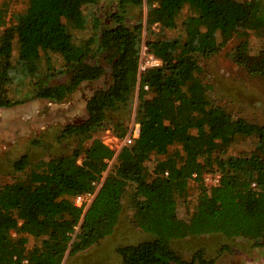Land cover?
Masks as SVG:
<instances>
[{
    "label": "trees",
    "instance_id": "obj_1",
    "mask_svg": "<svg viewBox=\"0 0 264 264\" xmlns=\"http://www.w3.org/2000/svg\"><path fill=\"white\" fill-rule=\"evenodd\" d=\"M16 1L0 3V107L32 98L62 102L82 82L101 79L108 68L110 85L88 100L86 121L64 129V136L92 138L89 146L33 166L28 154L14 162L18 172H30L0 185V264H62L67 253L89 249L115 231L128 188L135 223L151 238L119 246L124 264H213L202 250L187 260L173 248L174 240L191 236L242 237L264 246V125L234 117L216 104L198 61L199 55L213 56L239 39L228 57L264 79V47L257 54L249 50L250 33L264 31V0H115L121 13L110 16L113 24L101 27L98 21L97 33L80 42L71 26L86 27L84 7L100 0H29L26 13H14ZM144 4L153 34L145 47L162 63L140 71L144 25L129 27L123 14L128 6ZM186 7L192 15L182 21L183 33H164L178 26ZM14 40L15 62L7 59V43ZM54 55L61 57L62 68L55 66ZM60 75L66 80L55 82ZM16 83L29 87L31 97L15 101L11 88ZM137 86L140 134L118 151L94 134L110 110L130 105ZM254 134L255 154L227 152L239 138ZM152 154L162 157L149 170L145 162ZM114 158L115 170L106 175L90 207L76 206L73 198L92 190ZM216 172L220 183L206 185L205 176ZM191 186L195 209L183 219L178 204ZM29 236L41 244L28 247Z\"/></svg>",
    "mask_w": 264,
    "mask_h": 264
},
{
    "label": "rangeland",
    "instance_id": "obj_2",
    "mask_svg": "<svg viewBox=\"0 0 264 264\" xmlns=\"http://www.w3.org/2000/svg\"><path fill=\"white\" fill-rule=\"evenodd\" d=\"M28 7L29 0H17L12 5V12L26 13ZM115 12L121 13L119 4L115 0H100L97 4L86 5L84 13L89 17V24L84 28L71 26L76 40L80 42L89 38L94 32L97 33L98 30L94 28V25L98 21L101 27L112 25L110 16ZM123 15L125 23L131 28L138 23L144 25L141 45V59L144 61L147 57L146 54L143 55L145 40L153 35L146 25L147 6L146 4L139 7L128 6ZM191 15V10L188 7L184 8L178 17V26L164 33L171 36L182 34V21ZM152 29L155 34L160 31L157 26H153ZM3 30L4 28L0 26V36ZM238 40L233 39L218 54L209 57L198 56L199 64L203 68L201 78L211 85L210 97L216 104L225 106L234 117H243L257 125H264V79L251 75L245 67L235 63L227 55ZM249 44L250 52L257 54L264 47V31L251 32ZM7 46L9 52L7 59L15 62L18 56L17 42L14 40L7 43ZM53 59L55 66L62 68L61 57L54 55ZM64 80L66 77L60 75L55 82ZM109 80L110 68L101 79L82 82L79 88L62 102L32 98L12 107H0V185L30 172V168L24 173L18 172L14 166V162L25 154H28L33 166L41 159L48 160L49 157L70 155L79 145L89 146L92 138L82 140L79 135L64 136L63 132L68 125L81 124L88 119L89 98L98 89H108ZM138 92L139 86L130 105L108 112L104 126L94 134V137L100 138L119 151L129 130L137 120ZM31 95L30 88L24 83H16L11 88V96L15 101L26 100ZM117 122L121 124L120 128L116 127ZM126 129L127 133L119 137V133ZM255 147L256 135L254 134L247 138H239L229 146L227 152L253 155ZM160 157L162 156L157 154L150 156L145 162L149 170L155 167ZM116 165L115 158L109 161L104 175L114 171ZM132 191V188H128L124 198V209L115 231L83 252L74 256L67 253L62 264H124L117 251L119 246L136 244L151 238L149 233L135 223ZM195 204L196 191L191 186L188 195L180 198L179 217L189 219ZM13 236L18 235L13 232ZM36 244L40 245L41 239L29 236L28 247ZM172 245L178 254L187 260H190L198 250H202L207 259L215 260L213 264H264V246L257 247L253 240L242 237L230 239L220 234H207L174 240Z\"/></svg>",
    "mask_w": 264,
    "mask_h": 264
},
{
    "label": "built area",
    "instance_id": "obj_3",
    "mask_svg": "<svg viewBox=\"0 0 264 264\" xmlns=\"http://www.w3.org/2000/svg\"><path fill=\"white\" fill-rule=\"evenodd\" d=\"M144 54H146L147 57H146V60L144 59V61H143V59H141L140 71H144L148 67L161 65V63H162L161 59H159V58L155 57L153 54L149 53L147 50V47H145L143 50V55ZM139 134H140V124L136 120L134 122V125L129 130L125 140L123 141L121 148L124 145L133 144L134 141L139 137ZM105 177L106 176L103 173V177L101 178L100 181L93 182L94 188L92 190L84 191V192L77 194L73 198L74 204L78 207L83 208L84 210H87L90 207V205L92 204L93 200L95 199L100 187L102 186V183H103ZM204 179H205L206 185H208V186L218 185L220 183V180H221V174L218 172L211 173V174L206 175Z\"/></svg>",
    "mask_w": 264,
    "mask_h": 264
},
{
    "label": "water",
    "instance_id": "obj_4",
    "mask_svg": "<svg viewBox=\"0 0 264 264\" xmlns=\"http://www.w3.org/2000/svg\"><path fill=\"white\" fill-rule=\"evenodd\" d=\"M90 98H91V97H90ZM90 98H89V99H90ZM87 103H88V102H87Z\"/></svg>",
    "mask_w": 264,
    "mask_h": 264
}]
</instances>
